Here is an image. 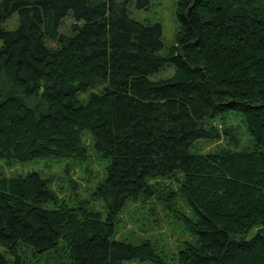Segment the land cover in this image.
<instances>
[{
  "label": "trees",
  "instance_id": "16d2710c",
  "mask_svg": "<svg viewBox=\"0 0 264 264\" xmlns=\"http://www.w3.org/2000/svg\"><path fill=\"white\" fill-rule=\"evenodd\" d=\"M150 1L0 0V160L85 161L89 136L107 164L91 196L103 215L59 205L39 173L0 171V264H169L153 242L115 236L129 202L172 211L152 182L179 175L192 217L175 216L192 240L177 263L264 264V0H178L168 50L161 24L131 16ZM168 67L171 78L151 79ZM228 115L242 117L250 148L194 153L223 135L238 144L213 125Z\"/></svg>",
  "mask_w": 264,
  "mask_h": 264
},
{
  "label": "rangeland",
  "instance_id": "374dc122",
  "mask_svg": "<svg viewBox=\"0 0 264 264\" xmlns=\"http://www.w3.org/2000/svg\"><path fill=\"white\" fill-rule=\"evenodd\" d=\"M178 0H151L147 9H139L136 3L130 7L131 16L143 23L161 24L163 29V40L167 50L173 46L178 31L176 18ZM75 23L71 16L64 19L61 32L68 33ZM19 24L18 14L9 19L5 27L14 30ZM2 42L0 41V45ZM175 74L173 67H168L151 79H169ZM213 125L224 132L227 128L238 140L234 144L223 135L219 141L200 140L193 147L192 151L197 154L209 155L213 153L230 151L240 152L250 148V139L247 135L246 126L241 116L228 115L219 117ZM89 157L85 161L75 158L70 159H47L36 160L29 163L11 162L0 160V171L8 179L27 176L31 173H39L50 182L51 188L59 198V205L68 207L77 206L81 202L91 210L104 214L103 204L91 198L98 183L105 176V166L93 151L92 140L85 137ZM183 175L170 180L159 179L152 182L153 186L161 190L160 194H171L173 198L172 211L159 199H148L145 201L129 202L119 216L116 229L118 240L139 244L148 240L153 242L159 251L167 258L169 264H178L177 256L181 250L182 243L192 240V237L185 231L181 223L176 219L175 212L192 217L191 209L185 202L181 193ZM170 199V198H169ZM29 264H55L51 258H32ZM126 264H152L132 261Z\"/></svg>",
  "mask_w": 264,
  "mask_h": 264
}]
</instances>
